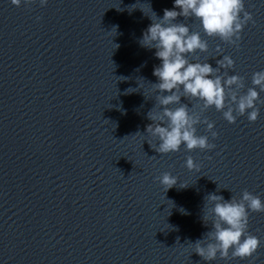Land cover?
Segmentation results:
<instances>
[{
  "label": "water",
  "instance_id": "95a60500",
  "mask_svg": "<svg viewBox=\"0 0 264 264\" xmlns=\"http://www.w3.org/2000/svg\"><path fill=\"white\" fill-rule=\"evenodd\" d=\"M172 7L0 0V264H264V213H249L247 230L260 244L248 259L205 262L187 246L210 228L201 222L207 193L228 199L248 190L264 201V103L255 122L245 113L229 124L205 110L217 132L210 151L160 155L144 133L159 60L139 38L150 10L159 18ZM244 7L254 23L238 46L202 37L208 51L198 54L215 66L219 44L234 61L228 74L244 78L241 92L264 69V3ZM186 155L198 171L184 167ZM165 171L178 178L166 191L154 179Z\"/></svg>",
  "mask_w": 264,
  "mask_h": 264
},
{
  "label": "clouds",
  "instance_id": "9594fccd",
  "mask_svg": "<svg viewBox=\"0 0 264 264\" xmlns=\"http://www.w3.org/2000/svg\"><path fill=\"white\" fill-rule=\"evenodd\" d=\"M35 2L10 0L15 7L22 3L27 7ZM47 2L38 0L40 6ZM172 5V8H164L159 18L150 9L151 15L143 11L152 22L142 30L139 44L154 49L153 55L159 60L152 69L156 80L150 85L155 103L146 114L151 123L145 126L144 133L154 138L155 144L147 143L160 155L175 153L181 146L186 152L210 151L215 145L209 136L215 139L217 132L213 130L214 123L202 118V113L214 108L229 124L246 113V119L255 122L259 114L257 105L264 103L259 97V93L264 92V69L254 71L250 86L241 92L244 78L228 74L226 70L233 68L234 61L222 54L219 44L213 50L216 57H211L215 66L208 63L209 57L198 58L199 53L208 51L207 39L202 37L238 46L243 27L254 20L251 12L245 10V0H172ZM178 16L183 19L177 20ZM189 18L197 23L198 30L184 22ZM182 97L188 103L182 102ZM198 124L204 125L207 135L196 134ZM184 167L198 171L200 164L186 155ZM154 179L164 191L178 180L167 171ZM261 211H264V201L248 190H242L239 198L231 195L228 199L209 192L203 197L201 222L210 228L187 246L205 262L217 257L248 259L260 244L259 238L247 230L249 213ZM249 264H252L250 259Z\"/></svg>",
  "mask_w": 264,
  "mask_h": 264
},
{
  "label": "snow or ice",
  "instance_id": "6c2138e0",
  "mask_svg": "<svg viewBox=\"0 0 264 264\" xmlns=\"http://www.w3.org/2000/svg\"><path fill=\"white\" fill-rule=\"evenodd\" d=\"M257 213H264V211H261V212H257Z\"/></svg>",
  "mask_w": 264,
  "mask_h": 264
}]
</instances>
